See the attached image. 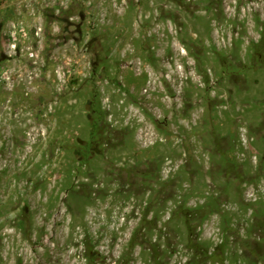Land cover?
Instances as JSON below:
<instances>
[{
	"label": "rangeland",
	"instance_id": "1",
	"mask_svg": "<svg viewBox=\"0 0 264 264\" xmlns=\"http://www.w3.org/2000/svg\"><path fill=\"white\" fill-rule=\"evenodd\" d=\"M0 233L3 264H264V0H0Z\"/></svg>",
	"mask_w": 264,
	"mask_h": 264
},
{
	"label": "bare ground",
	"instance_id": "2",
	"mask_svg": "<svg viewBox=\"0 0 264 264\" xmlns=\"http://www.w3.org/2000/svg\"><path fill=\"white\" fill-rule=\"evenodd\" d=\"M167 27H168V25H166ZM170 30V29H169ZM156 31V30H155ZM124 40V39H123ZM157 53H159V52H157ZM127 55V54H126ZM161 56H163V54L161 55ZM159 58V57H158ZM165 60V59H164ZM169 60V59H168ZM172 60V59H171ZM166 61V60H165ZM164 61V62H165ZM144 62V61H143ZM131 63H134V62H127L126 63V66L129 68V67H131ZM147 63V62H146ZM135 64V63H134ZM150 64V63H149ZM169 64V63H168ZM148 65V64H147ZM154 65V64H153ZM189 65V64H188ZM136 66H140V65H136ZM172 66V65H171ZM126 67V68H127ZM162 67V66H161ZM149 68V67H148ZM176 69H177V67H176ZM190 69V68H189ZM143 70V69H142ZM174 70V69H173ZM144 71V70H143ZM152 71V70H151ZM155 71V70H154ZM181 71V70H180ZM179 71V72H180ZM183 71V70H182ZM187 71V70H186ZM170 72V71H169ZM186 74V73H185ZM139 75V74H138ZM167 75V74H166ZM181 75V74H180ZM194 76V75H193ZM152 77L154 78L155 77V79L154 80H152L151 81V85L149 86L150 88L152 87V86H155V82H156V80L158 81V79H161V78H163V76H162V74L160 75V76H157V74L155 73L154 74V72H153V74H152ZM170 77V76H169ZM168 78V77H167ZM171 79V78H170ZM186 79V78H185ZM190 79V78H189ZM173 80H174V78H173ZM165 82V81H164ZM182 82V81H181ZM150 83V82H149ZM160 84V83H159ZM174 85V84H173ZM181 85V84H180ZM161 86V85H160ZM162 88V87H161ZM162 89H164V86H163V88ZM148 90H150V89H147V91ZM154 90H156L157 91V89L156 88H154ZM169 90V89H168ZM141 92H142V90H141ZM158 92L159 93H162L161 92V90L159 91L158 90ZM129 95V94H128ZM149 96V95H148ZM150 97V96H149ZM173 97V96H172ZM164 99V98H163ZM167 100H168V98H167ZM173 100V99H172ZM154 101V100H153ZM164 101V100H163ZM175 101V100H174ZM195 101V100H194ZM200 101V100H199ZM164 102H166L167 103V101H164ZM192 102V101H191ZM141 103V102H140ZM144 103V102H143ZM161 103V102H160ZM168 103H170V102H168ZM198 103V102H197ZM197 103H195V104H197ZM114 104V103H113ZM159 104V103H158ZM171 104V103H170ZM179 105V104H178ZM112 109V108H111ZM119 110V109H118ZM136 110V109H135ZM137 111V110H136ZM154 114V113H153ZM118 115H119V113H118ZM133 116H134V114H133ZM189 117V116H188ZM128 118V117H127ZM130 118V117H129ZM170 119V118H169ZM166 120V119H165ZM171 120V119H170ZM189 120V119H188ZM201 120V119H200ZM128 121V120H127ZM133 121V120H132ZM191 121V120H190ZM139 122H140V120H139ZM184 122V121H183ZM189 122V121H188ZM181 125V124H180ZM183 125V124H182ZM185 125H187V124H185ZM194 125H195V123H194ZM189 126V125H188ZM187 126V127H188ZM201 126V125H200ZM143 127V126H142ZM191 127V126H190ZM180 128V127H179ZM178 128V129H179ZM174 129V128H173ZM172 129V130H173ZM176 129V128H175ZM145 130V129H144ZM144 132V131H143ZM158 132V131H157ZM154 133V132H153ZM152 132H148V134L146 135L147 136V141L148 140H154V142L156 141V140H158V138H157V136H155L154 134H153ZM180 133V132H179ZM140 134V133H139ZM166 134V133H165ZM174 134V133H173ZM141 135H143V134H141ZM169 135V134H168ZM146 136H145V138H146ZM175 136V135H174ZM191 136V135H190ZM169 137V136H168ZM157 138V139H156ZM145 140V139H144ZM192 140V139H191ZM146 141V140H145ZM163 141V140H162ZM157 142V141H156ZM176 142V141H175ZM179 146V145H178ZM188 146V145H187ZM202 147V146H201ZM196 151V150H195ZM197 154H198V157H199V159H203V160H205L206 161V159L203 157V155H202V151H197ZM196 154V155H197ZM207 156H208V154H207ZM189 157V156H188ZM197 157V158H198ZM210 157V156H209ZM207 158V157H206ZM182 159H183V157H182ZM208 159H210V158H208ZM207 159V160H208ZM175 160V159H174ZM180 162V161H179ZM182 162V161H181ZM183 163V162H182ZM180 164V163H179ZM51 168V167H50ZM177 168V167H176ZM180 168V167H179ZM206 168V167H205ZM176 170L177 171V169H175V166H174V162L173 161H170V162H168L167 163V169H166V174H167V176H170L174 171ZM206 172V171H205ZM177 174V173H176ZM189 181V180H188ZM50 186V185H49ZM9 189V188H8ZM187 189V188H186ZM3 191V190H2ZM6 191V190H5ZM7 192V191H6ZM8 193V192H7ZM38 199V198H37ZM41 200V199H40ZM42 201H43V198H42ZM45 204V203H44ZM117 210V209H116ZM97 211V210H96ZM39 212H40V210H39ZM125 212V214L127 215V218L126 219H124L123 221H118L119 222V224H120V227L121 226H125V224H127L128 223V221H127V219H128V211H124ZM97 215V214H96ZM47 216H48V214H47ZM93 216V215H92ZM118 216V215H117ZM54 218V217H53ZM94 218V217H93ZM99 218V217H98ZM44 219V218H43ZM55 219V218H54ZM101 219V218H100ZM100 219H98V220H100ZM39 220V219H38ZM53 220V219H52ZM57 220H58V218H57ZM62 220V219H61ZM97 220V221H98ZM45 221V220H44ZM46 222V221H45ZM51 222V221H50ZM47 225V224H46ZM50 226H48V228H49ZM52 227V226H51ZM119 227V228H120ZM47 228V229H48ZM3 230V229H2ZM5 230V229H4ZM3 230V231H4ZM49 230V229H48ZM1 234V233H0ZM10 234V233H9ZM48 234V233H47ZM11 235V234H10ZM5 237H7V236H5ZM10 237V236H9ZM46 237H47V235H46ZM35 238V237H34ZM38 238V237H37ZM40 238V237H39ZM10 239V238H9ZM18 239V238H17ZM66 239V238H65ZM1 240H3V239H1ZM49 240H51V239H49ZM7 241V240H6ZM11 241V240H10ZM19 241V240H18ZM17 242V241H16ZM38 242V241H37ZM49 241H44V246H45V248H46V250L48 251V253H50V252H53V257H52V259H50V262H42L41 260H39V261H34V259L30 262V263H23V264H58L57 263V260L59 259H57V257H58V254H57V246H54V251H51V249L53 248V246H49V243H48ZM57 242H58V240H57ZM62 242V241H61ZM60 242V243H61ZM69 242V241H68ZM71 242V241H70ZM42 244H43V241L41 242ZM54 243V242H53ZM6 244V243H5ZM14 244V243H13ZM51 244V243H50ZM71 244V243H70ZM8 245V244H7ZM23 245V244H22ZM74 245V244H73ZM77 245V244H76ZM64 246V245H63ZM64 247H67V246H64ZM3 248V247H2ZM66 249V248H65ZM68 249V248H67ZM10 250V249H9ZM15 250V249H14ZM20 251V250H19ZM34 251H35V249H34ZM2 252V251H1ZM6 252H7V250H6ZM5 252V253H6ZM81 252V251H80ZM4 253V254H5ZM18 253V252H17ZM9 254V253H8ZM11 254V253H10ZM52 254V253H51ZM56 254V255H55ZM69 254L70 255H73L74 254V252H69ZM77 254V253H76ZM75 254V255H76ZM12 255V254H11ZM16 255V254H15ZM18 255V254H17ZM20 255H22V254H20ZM25 256V255H24ZM23 256V257H24ZM50 256V255H49ZM54 256H56V259H54L55 257ZM1 257H2V255L0 254V259H1ZM7 257H8V255H7ZM28 257V256H27ZM12 258V257H11ZM75 258V257H74ZM9 260V259H8ZM60 260V262H59V264H65V261L64 260H62V259H59ZM5 263V262H4ZM0 264H3L2 263V261H0ZM8 264V263H7ZM10 264V263H9ZM12 264V263H11ZM73 264H79V262H75V263H73ZM140 264V263H139Z\"/></svg>",
	"mask_w": 264,
	"mask_h": 264
},
{
	"label": "flooded vegetation",
	"instance_id": "3",
	"mask_svg": "<svg viewBox=\"0 0 264 264\" xmlns=\"http://www.w3.org/2000/svg\"><path fill=\"white\" fill-rule=\"evenodd\" d=\"M107 149V148H106Z\"/></svg>",
	"mask_w": 264,
	"mask_h": 264
}]
</instances>
